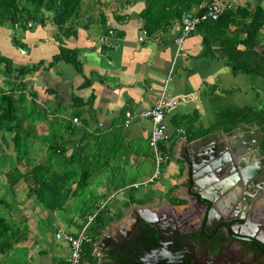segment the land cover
<instances>
[{"label":"crops","instance_id":"obj_1","mask_svg":"<svg viewBox=\"0 0 264 264\" xmlns=\"http://www.w3.org/2000/svg\"><path fill=\"white\" fill-rule=\"evenodd\" d=\"M176 1L177 6L181 1ZM204 1L189 0L182 5L183 15L191 9L200 10ZM99 2L83 0L64 28L60 10L45 11V15L39 14L38 20L29 23L0 24V55L10 59L15 71L36 67L19 80L17 72L9 73L5 64L0 68V95H13L16 110L15 120L0 129V150L4 146L11 149L7 158L14 156L17 160L14 138L21 136L22 144L29 150L28 158L18 165L23 174L29 172L28 161L34 165L49 162L52 141L58 140L67 158L82 154L90 177L102 179L98 185L88 182L86 188L91 186V192L101 196L107 192L110 196L117 194L111 204L114 217H106L109 222L103 227V234L110 225L126 224L135 208L156 209L164 204L174 208L178 204L182 163L176 157L184 142L192 149L198 139L205 137L207 143L221 145L233 130L241 136H259L264 130L256 123L216 127L223 112L263 107L264 78L235 72L220 54V42L212 45L214 52H208L205 39L209 33L205 28L188 37L180 48L179 19H162L157 28L148 29V19L142 16L147 9L144 2L125 9L106 0ZM248 2L252 4L248 12L251 16L257 8L264 13V0L225 1L227 10L235 11L239 23L227 29L229 36L244 37V21L248 18H243L240 11ZM145 29L148 37L140 42ZM260 46L264 48V28L260 32ZM63 48L78 52V65L58 61ZM162 96L177 100L165 119L168 139L161 143L165 156L163 173L138 192L142 186L134 185L152 178L157 166L151 144L153 124L140 119L127 126L126 114L141 113ZM7 173L6 169L0 172L2 181ZM9 183L4 182L6 186ZM20 184L21 188L29 187L21 181L9 188L17 190ZM110 184L115 186L111 190ZM126 189L136 192L119 195ZM22 195L35 198L31 192ZM109 197H101L98 204ZM21 206L24 211L25 204ZM84 222L63 230L77 233ZM99 238L93 244L95 249ZM51 256L57 264H68L67 243L55 237Z\"/></svg>","mask_w":264,"mask_h":264},{"label":"flooded vegetation","instance_id":"obj_2","mask_svg":"<svg viewBox=\"0 0 264 264\" xmlns=\"http://www.w3.org/2000/svg\"><path fill=\"white\" fill-rule=\"evenodd\" d=\"M262 136L264 131L255 142ZM261 150L264 155V137ZM257 161L252 173L221 172L214 167L205 171L208 165H201L194 189L212 197L215 204L210 209L179 200L174 208L167 204L135 208L126 224L107 227L103 233L113 239L106 264H264V157ZM183 173L182 166L178 193L189 198ZM233 196L240 197L236 205L240 211L231 208ZM233 215H239L236 221L222 222ZM235 227L245 236H237Z\"/></svg>","mask_w":264,"mask_h":264},{"label":"trees","instance_id":"obj_3","mask_svg":"<svg viewBox=\"0 0 264 264\" xmlns=\"http://www.w3.org/2000/svg\"><path fill=\"white\" fill-rule=\"evenodd\" d=\"M36 5L35 12H40L41 8L49 11L55 9L57 0H50L49 4L45 5L44 0H28ZM60 6L61 27L67 24L68 20L73 17L79 10L81 0H58ZM179 5L176 6V0H149L150 6L143 11L142 16L147 17L148 23L145 27L155 29L158 27L162 19L173 20L181 19L184 13L183 4L189 0H179ZM176 6V7H175ZM246 12V13H244ZM243 18H249L250 14L247 9L240 11ZM247 16V17H246ZM21 17L25 23L35 20L32 8L26 4H22L20 0H0V24L11 22L13 25L21 24ZM251 21L247 24L243 31L244 37L240 35L229 36L227 29L231 25L239 26L234 10H226L218 21L208 20L202 23L200 28H205L209 36L205 39V45L208 52H214L212 45L216 42L221 43L220 54L226 58L233 66L235 72H240L251 76H261L264 78V56L254 50L260 46V30L264 27V13L261 8H257L253 16H250ZM220 35L216 37L215 35ZM65 35H69L65 31ZM244 49H240V47ZM262 47V46H261ZM78 52L63 48L58 61H66L78 65ZM6 65V70L9 73L17 72V79L23 78L30 73L34 68L23 67L17 71L13 68V64L9 58L0 55V68ZM13 95H0V129L4 128L5 123L15 120V100ZM237 123H256L264 130V105L261 109H237L229 110L221 113V120L217 125V129H221L228 125L232 128ZM10 128L7 127V130ZM18 158H28L29 150L27 146L22 144L20 135L14 138ZM50 161H54L57 167L53 169L51 164L32 166L28 173L23 174L20 168L15 165L8 173L9 182L12 186L17 185L21 181H25L31 188V194L36 195L38 201L46 208L51 210L62 209L64 204L71 197H77L79 193L71 189V181L80 174V179L77 182L79 187L86 185L90 178L89 170L77 166L76 162L87 163L81 157L82 154L74 155L73 157L65 158V148L59 144L58 140L55 143L50 142L49 148ZM64 157L65 160L59 159ZM57 159V160H55ZM62 167L63 172L58 168ZM99 204L93 205L89 210L88 216L94 214L98 209ZM108 212H103L98 215L96 226L94 228L95 240L97 241L102 234L103 227L109 222L106 220ZM87 217L85 218V220ZM25 234L18 227L9 224L4 217L0 216V253H5L13 248L15 244L20 243ZM87 246L86 250L90 253L93 250V244ZM65 264V263H63ZM67 264V263H66Z\"/></svg>","mask_w":264,"mask_h":264},{"label":"rangeland","instance_id":"obj_4","mask_svg":"<svg viewBox=\"0 0 264 264\" xmlns=\"http://www.w3.org/2000/svg\"><path fill=\"white\" fill-rule=\"evenodd\" d=\"M22 4L28 5L30 8H32L33 15L35 17V20H38L39 14L45 15V11L48 12H58L60 10L59 1L56 2L55 9H50L51 11L41 8L40 12H35L36 5L33 6L31 2L28 0H20ZM50 0H44L45 5L49 4ZM97 1V0H96ZM100 1L99 4H103L102 1L104 0H98ZM110 5H113L117 8H128L131 5H134L138 2H144L147 4V8L150 6L149 0H106ZM83 3V0H81L79 4V8L81 4ZM115 4V5H114ZM256 7V6H255ZM243 9L249 10L252 9V4L250 2L245 3V6L242 7ZM197 9H191L188 12H195ZM187 12V13H188ZM38 14V15H37ZM251 16V15H250ZM248 18V17H247ZM249 17L247 20H245V24L247 25L248 22L251 21ZM20 23H25L24 18L21 17ZM34 20V21H35ZM33 21V20H31ZM264 28V27H263ZM262 28V29H263ZM260 30V32L262 31ZM55 143V141H53ZM159 149L161 150V144L159 145ZM49 152V151H48ZM11 153V149L3 147V150H0V172H2V169H6L8 173L12 170L13 166L19 165L21 161H23L25 158L22 159H14L13 158H7ZM163 153V152H162ZM79 154V153H78ZM76 154V155H78ZM75 155V156H76ZM50 156V155H49ZM67 154L64 155L65 158H67ZM18 157V154H17ZM64 157H59V159L65 160ZM57 160V159H55ZM30 162V163H29ZM29 163V170L32 168V166H36L32 164L31 161H28ZM47 164H51L53 166V169L57 167L56 162L50 161ZM77 166L83 167V169H86L87 164L81 162H76ZM95 168L97 167V163L94 164ZM93 167V166H92ZM60 172H63V168H58ZM96 171V169H95ZM5 172V170H4ZM3 172V173H4ZM7 173V174H8ZM80 174L76 176L75 179L71 181V189L73 191H77L79 195L77 197H71L67 202L64 204L62 209L57 210H51L46 208L43 204H41L37 196L34 195L35 198H28L25 197V195H22V193H26L27 196L30 195L31 188L30 186L28 188H21V184L17 190L13 189L11 190L9 188V178L7 175V178L2 181L0 179V216L4 217L7 222L13 226L18 227L21 229V231L25 234L23 240L15 244L12 249L9 251H6L5 253H0V264H57L54 261V257L51 256V246L53 244V240L56 237V233L60 229H73L76 228L78 224L82 223L86 217H88L89 210L93 205H97L101 197H109L107 193L104 195L95 194L94 192H91V186H89V189L86 188V185L88 182L96 183L97 185L102 181L99 178L96 177H90L86 185L79 187L77 185V182L80 179ZM4 182H8L9 186L4 184ZM99 182V183H98ZM89 183V184H90ZM121 186V185H120ZM114 185L109 186V190L111 188H114ZM30 190H27L29 189ZM143 188H146L145 185H142V187L139 189L138 192H142ZM21 192V194L19 193ZM134 194L136 190L126 189L124 192L120 193L119 195L125 196L127 193ZM128 193V194H129ZM31 197V196H30ZM22 203L25 204L24 211H22ZM20 206V207H18Z\"/></svg>","mask_w":264,"mask_h":264},{"label":"built area","instance_id":"obj_5","mask_svg":"<svg viewBox=\"0 0 264 264\" xmlns=\"http://www.w3.org/2000/svg\"><path fill=\"white\" fill-rule=\"evenodd\" d=\"M225 1L226 0H205L200 10L184 14L180 19L181 33L177 38L178 47L181 48L185 40L197 32L199 26L205 21H218L227 10ZM110 34H114V32L111 31ZM147 37L148 31L145 29L142 31L139 41L144 42ZM170 79H172V77ZM176 102L177 100H169L165 96H162L149 109L138 114L132 112L126 114L127 126L132 125L134 121L140 119L150 120L153 124L151 144L156 155V170L152 178L146 182L136 184L134 187L151 184L159 179L163 173L165 156L161 153L159 145L168 139L165 119L168 111L176 104ZM179 132L184 133V129H180ZM116 195L117 194H114L108 199L102 200L97 211L87 217L77 233H69L63 229H60L56 233V239L59 242H65L68 245V264H106L105 255L98 249L93 248L89 253L86 248L89 244L94 243V228L96 226L98 215L105 211L109 213L107 216L114 217V213L111 211V204Z\"/></svg>","mask_w":264,"mask_h":264},{"label":"water","instance_id":"obj_6","mask_svg":"<svg viewBox=\"0 0 264 264\" xmlns=\"http://www.w3.org/2000/svg\"><path fill=\"white\" fill-rule=\"evenodd\" d=\"M254 50L264 56L263 47L257 46ZM263 137L264 136L255 142V137H253L252 133L241 136L238 135V131L233 130L232 135H226V138L229 139L224 141L221 145L214 144L212 151L210 150L212 143H207L205 137L198 139L195 143V147L193 146L192 149L189 146L187 147L184 142V144L181 145V150L178 152L176 160L181 162L184 167L183 179L187 182L184 191L189 198L183 197L179 198V200L194 203L195 205L204 204L206 208L210 209V207L215 204L212 197L205 195L202 192H196L194 189L196 185L198 186V180L200 177L199 173L202 170L201 165H208L206 166L205 171H210V168L214 167L221 172H230L231 170L237 172V170L242 169L243 171L246 170L252 173L257 169V160L264 157L261 150ZM223 182L225 184L226 180ZM251 198L253 197L251 196ZM230 201L231 208L237 210L240 208L236 206L240 201L239 196H233ZM170 206L172 207L171 204ZM231 208L229 209L230 212H232ZM238 217L239 215H233L231 217L222 218L221 220L222 222L225 220L236 221ZM240 219L245 220L246 218L241 216ZM233 232L237 236H245L242 230L238 229V227H235ZM112 239V235L103 233L99 238V241L96 243V248L105 256L108 254Z\"/></svg>","mask_w":264,"mask_h":264}]
</instances>
